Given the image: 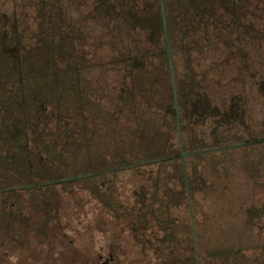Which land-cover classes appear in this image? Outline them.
<instances>
[{"label": "flooded vegetation", "instance_id": "flooded-vegetation-1", "mask_svg": "<svg viewBox=\"0 0 264 264\" xmlns=\"http://www.w3.org/2000/svg\"><path fill=\"white\" fill-rule=\"evenodd\" d=\"M100 74L113 81L100 83ZM106 86L120 94L105 93L94 108L80 99L79 113L72 103L61 113L38 99L39 90L49 100L102 96ZM56 121L66 141L58 134L52 146L40 142V129ZM70 139L103 164L38 181L37 167L54 163L39 155L69 144L67 153ZM0 151L30 161L20 158L25 184L0 193L76 181L94 188L108 173L147 165L173 177L157 185L166 207L192 208L196 172L214 165L228 171L222 191L234 176L264 187V0H0ZM137 154L148 159L135 161Z\"/></svg>", "mask_w": 264, "mask_h": 264}, {"label": "rangeland", "instance_id": "rangeland-1", "mask_svg": "<svg viewBox=\"0 0 264 264\" xmlns=\"http://www.w3.org/2000/svg\"><path fill=\"white\" fill-rule=\"evenodd\" d=\"M101 76L102 84L113 81L109 75ZM39 78L48 81L47 76ZM45 92L39 90L40 103L47 101L61 113L72 103L79 113L80 99L94 108L91 105L105 99V93L107 99L117 97L120 89L106 86L99 91L102 96L86 93L82 98H71L69 92L66 100L58 93L49 100ZM54 124L57 121L52 122V129H40V142L52 146L58 134L66 141V130ZM71 142L74 148L67 153L69 144L58 146L60 153L40 152V158L50 162L52 157L54 163L37 167L34 177L38 181L72 177L76 170L86 173L103 164L94 155L82 156L77 140ZM83 157L91 159L79 169ZM20 158L30 164L25 155L0 151V190L25 184L30 175ZM144 168L116 177L108 173L104 184L97 181L94 188L76 181L0 193V264H197L196 257L198 264H264V187L260 180L234 176L222 191L228 184L223 179L228 171L216 165L208 173L200 169L196 177L203 186L192 193L190 212L187 204L166 207L164 199L169 198L158 193V182L173 177L160 175L157 165ZM167 183L174 188L175 181Z\"/></svg>", "mask_w": 264, "mask_h": 264}, {"label": "water", "instance_id": "water-1", "mask_svg": "<svg viewBox=\"0 0 264 264\" xmlns=\"http://www.w3.org/2000/svg\"><path fill=\"white\" fill-rule=\"evenodd\" d=\"M76 179H78V177L73 178V180H76ZM63 182H66V181L62 180L61 183H63ZM55 183H56V182H55ZM57 183H58V182H57ZM47 185H49V184H47ZM28 188H30V186L23 187V188H21V189H28ZM17 189H18V188H11V189H6V191H16ZM111 259H112V256H111ZM196 259H197V261H198V257H196Z\"/></svg>", "mask_w": 264, "mask_h": 264}, {"label": "trees", "instance_id": "trees-1", "mask_svg": "<svg viewBox=\"0 0 264 264\" xmlns=\"http://www.w3.org/2000/svg\"><path fill=\"white\" fill-rule=\"evenodd\" d=\"M137 155H138V154H137ZM137 155H136V156H137ZM138 156H140V157H141L142 159H144V160H145V159H148V158H146V156H143V155H138ZM142 159H141V160H142ZM152 166H155V167H156V165H152ZM7 194H9V193L6 192V193L3 194V195H7Z\"/></svg>", "mask_w": 264, "mask_h": 264}]
</instances>
